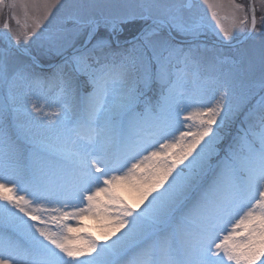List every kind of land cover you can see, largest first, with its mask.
<instances>
[{"label": "snow or ice", "instance_id": "1", "mask_svg": "<svg viewBox=\"0 0 264 264\" xmlns=\"http://www.w3.org/2000/svg\"><path fill=\"white\" fill-rule=\"evenodd\" d=\"M58 3L0 0V264H264L256 0Z\"/></svg>", "mask_w": 264, "mask_h": 264}, {"label": "rangeland", "instance_id": "2", "mask_svg": "<svg viewBox=\"0 0 264 264\" xmlns=\"http://www.w3.org/2000/svg\"><path fill=\"white\" fill-rule=\"evenodd\" d=\"M186 1L187 0H174V2H177V3H186ZM193 1H194L192 3L193 7L191 9L192 14H195L197 17L202 16L204 18L205 23L214 26L215 22L212 19L211 14H210V12H209V10L207 8V5L204 3V0H193ZM76 2H78V0H59V3L56 4L52 8V16H56V15H58V13L66 11L69 6H71L72 4H74ZM98 2H100V3H125V2H131V0H98ZM222 2L225 5H227V4H229L230 0H222ZM235 3L244 5L245 8H247V0H246V2H244L243 0H238V1L235 0ZM60 4H63L65 6L64 9L60 8ZM256 6H257L258 11H260L262 13L261 8H260L259 0H256ZM225 13L230 15L231 14V10L228 9V8H225ZM237 15L239 17L242 14L241 13H237ZM7 18H8L7 10H5L2 13H0V28L4 26V24H5L6 20H7V22L10 24L11 28L13 29V32L11 33V35H14L15 29H16L15 21L14 20H8ZM51 18L52 17L50 16L49 19H51ZM263 24H264V21H262V25ZM240 33L242 34L243 32H240ZM126 35H128V34H126ZM174 35L179 40L180 39H184L182 36L176 35L175 33H174ZM208 37L209 38H218L215 35H213L212 33H209ZM237 38L234 39L233 41H236ZM206 44H207L208 47H213V46L209 45V43H206ZM5 46L6 45L4 44L3 40H0V47H5ZM21 47L22 48L23 47H28L30 53L31 54L34 53L38 58H40V57L45 58L43 56L42 51L38 48V46L35 45V44L33 46V44L30 41L28 42L27 45H25L22 42L21 43ZM34 47L36 48V51H33ZM216 48H218V49L222 50L224 53H228V54H235L237 52L243 53L246 56L253 58L255 60L256 64H257V67H258L259 60H260V57H261V53H262V51H264V35H257L255 38L250 39L246 43L240 44L237 47L235 46V47L227 48V47H218V46H216ZM16 56L19 59H21V60H29L28 57H25V56H22V55H19V54H16ZM48 95H50V94H48ZM36 98H37L38 102H43V100L45 99V95L37 93L36 94ZM257 99H258V97H257ZM72 223H74V222H72ZM84 223H86V224H88L90 226L93 235H95V236L101 235L98 222L93 221V220H86V221H84ZM50 226L53 227V228L55 227V225H50ZM71 235L75 236V235H78V234L77 233H72ZM113 238H115V237H113Z\"/></svg>", "mask_w": 264, "mask_h": 264}, {"label": "water", "instance_id": "3", "mask_svg": "<svg viewBox=\"0 0 264 264\" xmlns=\"http://www.w3.org/2000/svg\"><path fill=\"white\" fill-rule=\"evenodd\" d=\"M193 2V0H187V3H192Z\"/></svg>", "mask_w": 264, "mask_h": 264}, {"label": "flooded vegetation", "instance_id": "4", "mask_svg": "<svg viewBox=\"0 0 264 264\" xmlns=\"http://www.w3.org/2000/svg\"><path fill=\"white\" fill-rule=\"evenodd\" d=\"M259 16H260V14H259Z\"/></svg>", "mask_w": 264, "mask_h": 264}]
</instances>
